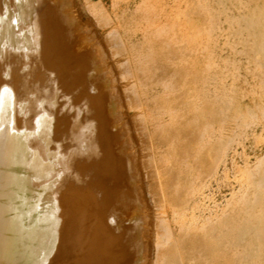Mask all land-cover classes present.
I'll use <instances>...</instances> for the list:
<instances>
[{"label": "bare ground", "instance_id": "obj_1", "mask_svg": "<svg viewBox=\"0 0 264 264\" xmlns=\"http://www.w3.org/2000/svg\"><path fill=\"white\" fill-rule=\"evenodd\" d=\"M85 8L110 26L104 42L73 0H0V264H150L153 246L151 264L233 263L225 246L237 223L212 220L206 189L225 154L206 140L204 110L225 115L213 113L196 68L214 31L207 0ZM110 51L124 57L130 87L119 86ZM252 66L262 99L263 40ZM127 107L139 110L143 149ZM241 172L249 187L248 164ZM150 201L162 215L154 224Z\"/></svg>", "mask_w": 264, "mask_h": 264}, {"label": "rangeland", "instance_id": "obj_2", "mask_svg": "<svg viewBox=\"0 0 264 264\" xmlns=\"http://www.w3.org/2000/svg\"><path fill=\"white\" fill-rule=\"evenodd\" d=\"M91 1L112 12L113 0ZM73 2L81 23L86 24L87 30L92 29L91 32L94 31L95 35L98 33L96 37L100 41L104 39L102 41L104 42L110 26H104L94 14L86 10L85 0H73ZM125 5V2L121 3L122 7ZM207 5L214 16V31L209 52L205 53V56L204 54L200 56L196 68L199 78L205 80L206 96L213 113L225 115L218 120H211L210 112L204 110L208 115L207 121L212 122L206 127L208 132L206 140L212 143L222 141L225 145L218 147L220 149L223 146L225 149L223 160L219 163L221 180L217 181L219 184L215 182L212 187L206 188L213 189L209 188L213 194L211 196L206 190L210 202H208L209 216L214 222L227 217L226 219L231 221V227L237 223L238 232L233 233L234 238L230 237L225 246L227 262H232L231 259L235 258L236 261L231 264H264V162H259V158L264 156V144L259 140L260 135L264 133V97L259 99L255 96L257 86L252 75L253 51L260 41L264 42V0H207ZM257 15L260 16V20L257 19ZM258 26L262 28L261 32L257 30ZM108 54L112 60L109 62L113 69L115 67L114 73L119 77L117 78L119 86L124 89L130 87V81L120 77V66L124 57H113L111 51ZM152 94L154 95L155 91H151ZM254 99L259 103L258 106L252 104ZM243 106L254 114V116L249 115L245 122H242V114L239 113ZM123 110L129 115L127 116L131 124L134 123L132 126H134L133 134L137 138L136 146L143 149L142 137L137 134L139 110L129 107ZM165 122L163 126L168 125V122ZM147 128L152 132V123L148 122ZM147 153L146 150L144 154ZM246 164L252 172L248 179L249 187L241 180V168ZM145 180L148 181L147 184ZM153 182L154 180L148 177L143 179V185L145 184L143 187L148 198L150 196L148 187ZM232 191H234L233 195ZM235 196L240 199L238 205L234 204ZM210 197L213 198L210 200ZM150 208L152 210V212L149 210V214L151 213L149 216L152 217L150 222L157 223L162 215L151 201ZM167 213L170 218V209H167ZM151 235L154 239V233ZM235 244L238 246L236 247ZM154 251L153 246L150 264L154 260Z\"/></svg>", "mask_w": 264, "mask_h": 264}]
</instances>
